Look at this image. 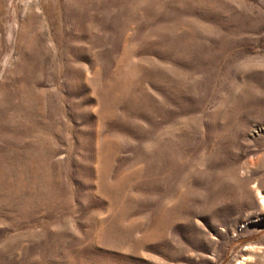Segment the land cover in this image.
<instances>
[{"label":"rangeland","instance_id":"1","mask_svg":"<svg viewBox=\"0 0 264 264\" xmlns=\"http://www.w3.org/2000/svg\"><path fill=\"white\" fill-rule=\"evenodd\" d=\"M0 264H264V0H0Z\"/></svg>","mask_w":264,"mask_h":264}]
</instances>
